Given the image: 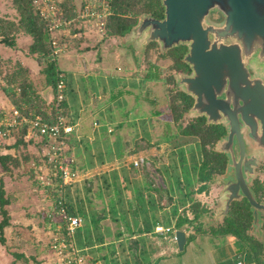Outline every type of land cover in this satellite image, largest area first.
Returning a JSON list of instances; mask_svg holds the SVG:
<instances>
[{"label": "crops", "instance_id": "1", "mask_svg": "<svg viewBox=\"0 0 264 264\" xmlns=\"http://www.w3.org/2000/svg\"><path fill=\"white\" fill-rule=\"evenodd\" d=\"M85 32V35H91L89 32ZM70 34H67V36L62 35V37L69 39L76 37L78 33L76 35ZM82 41L86 40L83 39ZM70 42L68 41L65 51L60 54L59 62L66 74L65 88L68 119L74 124V130L67 135V154L72 159L71 166L76 167L80 172V177L77 180L65 183L61 178V181H56L55 185L58 190L61 189L63 191L66 197L68 195L74 210L79 214L77 216L83 218L80 238H76V235H74L76 246L82 249L88 259L97 257L101 260L106 257L113 262V257H117L119 258V264H127V262L136 264L131 253L129 261H126L128 256L126 257L125 253L130 251L124 252L122 244L124 243L128 247L130 240L138 239L140 241L141 239L139 238H143L140 243L142 248L145 247L147 251L141 254L140 251L142 250L140 247L137 250L141 257V264H163L167 260L170 262L166 264H177L179 260L176 259L183 258L186 255L187 247L190 249L189 254H191L190 258L192 259H198L201 254L212 253L213 260L211 262L204 261L203 264H256L255 260L249 257L245 243L233 234L224 237L208 233L191 236L195 232V228L194 226L188 227L190 223H185L184 227L186 229L176 227V222L181 214L183 216L186 215L185 217L188 218L193 217V213L188 207L191 204V199L188 197L186 205L180 204L182 194L186 196L187 191L184 192L181 187L175 186L176 179H174L169 168L163 171V176L167 179L168 185L164 188L156 186L152 174L145 172L141 165L134 164V160L139 156H135L136 153L133 152L135 153L133 154L132 149L130 151H124V147L120 149L122 142L119 139V127L121 126L119 125V110H115L118 109V106L114 105L115 101L113 100L114 94H117L114 91L117 82L111 75L95 74L101 77V83L97 85V92L94 89L92 97H88L84 83L90 70L87 67L82 72L75 68L78 59L82 58L85 61L84 55L86 56L87 50L91 49V47L86 48L90 46L89 43L80 42L78 45L75 44L76 42ZM34 60L37 61L33 57H27L26 65L30 66L32 70L38 68L37 79L40 72L39 67L41 66H39L38 61L35 64ZM22 62L24 63V60ZM133 81L134 85H137V82ZM100 85L101 87H99ZM142 87L146 89L145 91L150 88L149 84L147 86L144 84ZM104 94L107 95L102 98ZM146 99L149 98L147 97ZM0 102L1 105L7 103V105L12 106L5 94L2 95L0 93ZM147 117L145 114L139 120L141 130H145L143 126L146 121L147 124L149 123ZM163 140L166 143L168 142L165 140V136H163ZM11 143L9 142L8 145L0 143V148L3 149L4 147L5 152L15 155L13 152L14 147ZM30 143H34V141ZM41 145L43 150H45V144ZM46 166L47 164L43 165L41 163L38 168L42 172ZM26 174L27 172L22 167H18L14 172L8 173V176L15 177V179L19 178L21 184L25 180ZM55 175L53 174V176ZM190 175L195 180L196 174H194L193 168L190 171ZM53 176H51L52 180ZM177 189L180 191L176 193L179 196L174 197ZM117 192H119V201L117 200ZM14 194L19 195L17 193ZM109 194H112L114 199H111ZM51 196L54 198V195ZM198 200L207 209H210L214 216L215 210L206 204L202 198ZM114 206L119 212V215L116 216L119 217L117 219L112 213ZM82 207L87 212V216L83 217L80 213ZM205 207L204 209H206ZM177 208L178 213L174 214ZM53 209L55 212V207ZM9 210L11 223L6 229L10 230V236L9 233H6V242L0 244V264H2L1 260L4 264H23L20 259L29 260L34 258V256L32 254L29 256L25 249H22L24 248L22 246L24 238L13 232L19 227L18 223L20 220L16 218L15 209L9 208ZM107 211H111V214H108ZM109 216L116 223L115 228L110 224L104 223L103 220ZM208 218V214L202 215L199 222H207ZM158 223L172 229L167 232H156L155 227ZM128 227L132 228L131 231L146 227L151 229L149 231L144 230L143 233L130 235ZM191 228L194 230L191 231ZM177 229H184L187 234V242L183 250L179 248L176 240L175 233ZM168 250H170L169 253L167 252ZM185 261L186 259H183V262ZM37 264L44 263L39 258Z\"/></svg>", "mask_w": 264, "mask_h": 264}, {"label": "trees", "instance_id": "2", "mask_svg": "<svg viewBox=\"0 0 264 264\" xmlns=\"http://www.w3.org/2000/svg\"><path fill=\"white\" fill-rule=\"evenodd\" d=\"M61 8L64 10L66 17H71L74 15L73 9L77 7L78 0H57ZM15 8L17 9L16 17L0 16V43L3 42L9 46L15 44V38L23 32L29 35L32 42L29 45V54L34 56L41 66L38 78L34 79L30 74V68L28 65L24 64L21 60H17L13 65L12 70L5 72L3 78L0 80L1 89L6 95V97L12 103L11 107H15L20 110L21 114L26 116L29 120L35 117L37 114H41L44 118L51 122L57 120L58 115L63 114L67 118L68 114V103L66 99V88L64 87V98L59 100L57 97V85L62 78L66 81L65 71L61 68L59 62V55L54 54L55 46L52 43L53 37L46 20L42 18L39 11L36 9L33 0H14ZM111 14L107 17L105 36L118 37L124 39L128 35L132 28L138 23L140 16L144 13H150L155 16L161 15L163 11V5L161 0H111ZM73 32L78 33L80 36L77 37L79 41L75 38L66 39L61 38V42L71 41L75 44H80L84 39L85 28H74ZM67 36V34H64ZM103 37V38H104ZM70 42V43H71ZM156 41L151 42L149 47L154 45ZM148 47V48H149ZM86 48H90L87 46ZM178 63H183L181 57ZM1 64V60H0ZM151 67L150 76L158 77L160 73L154 71ZM4 73L3 68H0V74ZM3 81V82H2ZM171 83L176 85L173 75L171 76ZM47 87L51 88V93L46 95L43 93ZM175 89V88H174ZM172 90V95L169 98L170 107V117L173 122L176 123V128L174 129L170 122V129L168 130L167 140L173 147L181 148L180 157H182L183 162H187L184 156L182 147L192 140L195 142H200V150L192 147L190 149L191 164L194 169V174H196L197 180L201 181L203 184L198 187V189H190L187 191L186 196L182 194L180 199L181 205H186L188 197L191 199V204L189 208L193 213L192 218L179 216L176 227L184 228L185 223H190L188 227L194 226L195 232L191 236H196L197 234H211L214 236L224 237L229 234H233L241 239L248 251V255L252 260H255L256 264H264V242L254 238L251 232L253 227V214L249 206L247 199H236L232 202L231 208L228 214L223 218L216 219L213 216V212L207 209L201 201L196 200L193 197L195 192L208 191L210 186L214 183L215 176L224 172L227 166V156L226 153L217 151L215 145L217 140L225 132L224 127L221 124L208 123L205 116L191 117L188 115L189 108L193 104L194 98L184 92L182 89L177 91ZM30 124H24L23 126L15 129L6 137H11L12 135H18L16 142L13 147L20 151L19 154H12L10 152H3L0 148V164L4 173L8 174L14 172L18 167H22L24 171L34 177L35 175L39 178V183L41 187L46 190H51V195H54V202L57 203L59 198H63L64 204L66 205L67 211L70 215H79L75 210L74 206L70 203V200L64 195L61 189L58 190L55 182L61 181L59 173L54 172L52 165L44 160L46 164L51 168L53 174V180L50 184H42L41 176L50 175L49 173L41 172L38 166L43 163L39 157L34 156V154L29 151L24 150L31 141H35L34 138H27V133L29 131ZM43 141H37L38 143L44 144ZM151 143L148 144L150 146ZM145 146L138 145L136 148L132 149V152H137L143 149ZM176 154V152H174ZM161 154L158 158H162ZM35 159V160H33ZM175 160V164H176ZM73 170L78 171L76 167ZM51 176V175H50ZM176 181L180 187L184 186L181 182V178L177 177ZM194 179L191 178L190 173H187V182L185 185L192 186ZM109 186V185H108ZM158 191L160 189L157 188ZM59 191V192H58ZM111 199H114L112 194H109ZM117 200L119 201V192H117ZM117 201V202H118ZM10 204V198L7 195V189L5 181L3 178L0 180V213L2 218L0 220V244H4L7 240L6 228L10 225L11 214L8 205ZM204 207L206 209H204ZM204 209V210H203ZM206 214H204V213ZM56 213V212H55ZM80 213L87 216V212L81 209ZM113 215L116 217L119 215L118 209L114 206L112 209ZM178 213L177 210L174 214ZM186 214V212H185ZM209 219L207 222H199L202 215H207ZM81 215V216H82ZM64 220H60L57 226H63ZM82 225H80L76 230L74 235L76 238H80L82 233ZM56 225L53 226V235L50 242V249H54V236L56 231ZM151 228H139V230L131 231L132 228L128 227L129 234L143 233L144 230L149 231ZM139 231V232H137ZM73 235V236H74ZM119 235V234H118ZM143 239V238H139ZM140 240V241H141ZM128 244V247L123 243L122 249L124 252L128 250L130 252L125 253L126 261H129V256L132 254L133 259H135L136 264H141V257L137 250L140 247L142 251L141 254L146 253L145 247L142 248L141 243L138 239H132ZM130 248V249H129ZM131 253V254H130ZM89 263L102 261L106 264H111V259L106 257L101 260L97 257L89 258ZM113 264H119L118 258L113 257ZM130 264V262H127Z\"/></svg>", "mask_w": 264, "mask_h": 264}, {"label": "water", "instance_id": "3", "mask_svg": "<svg viewBox=\"0 0 264 264\" xmlns=\"http://www.w3.org/2000/svg\"><path fill=\"white\" fill-rule=\"evenodd\" d=\"M161 1L165 16L142 14L131 30L130 41L140 47L156 41L163 50L187 44L183 59L192 72L177 74L176 81L194 98L188 115L225 125L228 134L217 141L215 149L226 153L228 167L235 172L233 178L222 181V205L214 218H223L232 202L245 195L258 227V210H264V204L257 200L249 181L259 156L258 152L247 153L242 129L254 150L264 152V0ZM213 11L221 13L223 20L213 21ZM50 91L47 87L43 93ZM175 236L183 250L186 231L177 229Z\"/></svg>", "mask_w": 264, "mask_h": 264}, {"label": "rangeland", "instance_id": "4", "mask_svg": "<svg viewBox=\"0 0 264 264\" xmlns=\"http://www.w3.org/2000/svg\"><path fill=\"white\" fill-rule=\"evenodd\" d=\"M217 13L222 15L219 12ZM16 14L17 9L15 8L14 0H0V16L14 18L16 17ZM17 18L18 17H16V19ZM77 27L80 28L78 25L72 28L74 29ZM85 31L89 32L91 35H85V32L84 39L86 41L82 42L85 44L89 43L91 49L87 50V57L84 55L85 61H83L82 58L78 59L75 69L83 72V70H86L88 67L90 70L87 80L84 83L85 90L87 89L88 97H92L94 89L97 92V85L98 83H101V77L97 75H111L117 82L114 89L117 94H114L113 92V100L115 101L114 105L118 106V109L115 110H119V125H121L119 127V139L122 142L120 149H123L122 147H124V151H130L138 145L145 146L140 151L138 150L139 152H135V156L141 155L146 158V161L149 160V163L145 162L144 165H141V168L145 172L152 174V178L154 183H156V186L164 188L168 185L167 179L163 176V171L169 168L170 172L174 176V179L177 177L181 178V182L184 183V186L182 187L184 192L188 191L190 187L191 189H198V187L203 183L197 180V178H195L192 186H187L185 184L187 182V173H190L192 170V164L189 162L191 160L190 149L194 147L195 149L200 150V142L192 140L190 143L182 147L184 156L186 157L185 159L187 160V162H183L179 153L181 148L173 147L171 143H166L163 140V136H168L170 124L174 129L176 128V123L173 122L170 117V97H168L169 93L167 91L169 84L164 83L162 78L161 81H158V79H149L150 82L145 83L146 86L149 84L150 87L147 91H145L146 89H144V87L142 88L141 85L140 87H138V85H134V78L144 77L151 61L159 63L162 62L161 66L164 68L167 66L165 65V62H163L164 60L160 55L159 49L153 48L150 50V53L141 55L142 57H140V59L142 61L138 69L137 55L139 51L137 49H141V47L136 42L130 41L131 32L126 35L124 39L113 36H106L104 39H102L103 36H101L100 39L98 38L99 35H97L95 30L90 31L89 28L85 27ZM19 33L20 34L15 38V44L13 46H9L3 42L0 43V68H3L4 70V73L0 74V80L3 78L5 72L12 70L13 65L17 60H24V64H27V57L30 56L31 58L33 57L36 59L28 53L29 45L32 42L31 37L23 32ZM78 36L80 35L77 34V36L73 38H75L76 41H79V39H77ZM91 39H94L95 41ZM35 64H37V61H35ZM29 68L31 76L36 78L39 71L38 68L35 70H32L30 66ZM39 68L41 69V67ZM169 71V69H166L165 74H168ZM165 74L163 73V75ZM99 87H101V85ZM0 93L4 95L1 85ZM106 95L107 94L102 95V98H105ZM147 97L149 99H146ZM8 106L10 105H7V103L2 105L0 104V107ZM145 114L146 117H149H147L149 123L147 124L146 121L143 126L145 127L146 132L145 130H141V125L139 123L140 118H142L143 115L145 116ZM17 138L18 135L0 137V143L8 145L9 142H12L11 144L13 145ZM149 143H151L150 146L147 145ZM24 150L34 154L35 158L39 157L43 162L42 164L46 165L44 160L45 150H43L40 143L36 141H34V143H29ZM2 151L5 152L4 147ZM13 152L15 154H21L20 151H17L15 148ZM174 152H176V154H174ZM255 152H258L260 164H258L255 168V180L253 182L256 181L264 187V152L257 150H255ZM161 154L163 157L158 158ZM175 160H177L176 164ZM42 172H47L52 176L51 168L48 165ZM1 178L5 181L7 195L10 198V204L8 207L10 209H15V213L17 214L16 218L20 220L18 223L19 227H17V229H15L16 231L13 232L24 238L22 244L24 248L22 249H25L29 256H31V254L34 256V258L29 260L20 259V262L23 264H37V260L40 258L44 264H60L62 256L50 249L53 226L56 225L57 228V224H59V221L61 220L60 215H56L54 212V198L51 196V190H46L41 187L37 175L31 177L28 173L24 177L25 180H23V183L20 184L21 180H19V178L15 179V177H9L8 174L3 173L2 166L0 164V180ZM221 185L223 184L213 183L208 191L195 192L193 197L196 200L201 198L205 200L206 204L215 210V213L217 208L222 205L220 193L223 187ZM175 186L180 187L181 185H179L176 181ZM179 192V189H177V192L174 193V197L179 196L176 194ZM14 193L19 195H15ZM15 198L16 200H14ZM107 213L111 214V211H107ZM1 218L2 215L0 213V220ZM103 221L115 228L116 223L111 216L105 218ZM190 230L192 231L194 229L191 228ZM6 233H9L10 236L9 229H6ZM252 234L255 236L254 231ZM169 251L170 250L167 252L169 253ZM189 251L190 249L187 247L186 255H184L183 258L180 257L176 259L179 260L177 264H203L204 261L211 262L213 260L211 252L201 254L198 259H192L190 258L191 254H189ZM183 259H186V261L183 262ZM167 262L169 263L170 261L167 260L163 264H166ZM1 263L4 264L2 260ZM101 264L104 263L102 262ZM111 264H113V262H111Z\"/></svg>", "mask_w": 264, "mask_h": 264}, {"label": "built area", "instance_id": "5", "mask_svg": "<svg viewBox=\"0 0 264 264\" xmlns=\"http://www.w3.org/2000/svg\"><path fill=\"white\" fill-rule=\"evenodd\" d=\"M111 0H78V5L73 9L74 15L66 17L64 10L57 0H33L36 9L44 20H46L51 31L55 46L54 54L60 56L68 45V41L61 42L62 35H76L72 32L73 28L86 27L95 30L98 38L105 36L107 17L111 14ZM57 85V97L59 100L64 98L65 79L62 78ZM30 124L27 138H34L36 141H44V156L56 173L60 174L63 182H71L80 177V172L73 170L72 159L67 154V135L74 130V124L69 119L60 114L55 122L37 114L32 119L22 115L20 110L15 107H0V137H6L15 129ZM146 161L144 156H139L134 160L135 165H142ZM42 184H50L52 177L49 175L41 176ZM55 212L64 220L63 226H58L54 236L55 252L62 256L60 264H101V261L89 263L87 256L82 249L74 243L75 230L82 225L83 218L77 215H70L64 204L63 198H59L55 203ZM172 228L158 223L155 227L156 232H167ZM101 262V263H100Z\"/></svg>", "mask_w": 264, "mask_h": 264}, {"label": "flooded vegetation", "instance_id": "6", "mask_svg": "<svg viewBox=\"0 0 264 264\" xmlns=\"http://www.w3.org/2000/svg\"><path fill=\"white\" fill-rule=\"evenodd\" d=\"M161 3H162V1H161ZM164 16H165V7L163 6V11H162L161 15H158V16H155V17L163 18ZM211 18H212L213 21H221V20H223L224 17L222 15L218 14L217 12L213 11L212 15H211ZM150 43H148L147 46H145V47H141V49H139V48L137 49L139 51V53L137 55L138 56L137 57L138 69H139V66L141 65V61H142L140 59V57H142L141 55H146V53H150V50H152L153 48H158L159 49L160 55H161V57L164 60L163 62H165V65H167V66L164 68V67L161 66L162 62L159 63V62H156V61H151L149 63V68L147 69L146 74L144 75V77L134 78V80L137 82L138 87H140V85L142 87V85L144 86L145 83L150 82L149 79H154V80L158 79V81H161V78H162L164 83H168L169 84L168 87H167V89H168L167 91L169 93L168 97H170L171 96V92H172L171 89L175 88L174 90H176V91L178 89H181L177 85L176 75L179 74V73H181V74H190L192 72V69H191L190 65L188 63H186L184 61V59H183L185 53L188 50V46H187V44L181 43V44L175 45L173 47H170L167 50H163L157 42L154 45H152L151 47H149ZM179 57H181V60L183 61V63H178V60L180 59ZM151 67L154 68L153 69L154 71H158L160 73V75L158 77H155V76L151 77L150 76ZM166 69L170 70L168 72V74H165ZM163 73L165 75H163ZM172 75H173V78L175 79L176 85H173L171 83V76ZM219 124H221L224 127L225 132L221 135V137L218 140H220L223 137H226L227 134H228V131H227V128L225 127V125L223 123H219ZM242 132H243V135H244V140H245V146H246L247 153L251 154V153L255 152V150L253 148V144L251 143L250 139L247 137L246 129L243 128ZM235 148L237 150V148H238L237 143L235 144ZM228 162H229V157L227 156L226 169L224 170V172H222L220 174H217L215 176L214 183L222 184V181L229 180V179H231V178H233L235 176L234 169H230L228 167ZM258 164H260V157L258 158ZM254 180H255V177L254 178L252 177V179L249 181V185H250L253 193L256 194L257 200L260 203L264 204V187H263L262 184H258L256 181L253 182ZM221 186H223V185H221ZM240 199H247L248 200V198L245 195L243 197H241ZM248 202H249V200H248ZM249 206H250V208L252 210L250 202H249ZM258 211L260 212V214H259L260 225L258 227L257 226H253L251 231L252 230L254 231V234H255L254 238H257V240H260V241L264 242V210L263 209H259ZM252 214H253V220H254L253 210H252Z\"/></svg>", "mask_w": 264, "mask_h": 264}]
</instances>
